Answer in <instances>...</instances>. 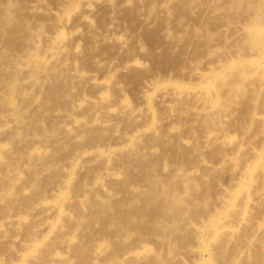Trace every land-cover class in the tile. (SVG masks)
<instances>
[{
	"label": "bare ground",
	"instance_id": "obj_1",
	"mask_svg": "<svg viewBox=\"0 0 264 264\" xmlns=\"http://www.w3.org/2000/svg\"><path fill=\"white\" fill-rule=\"evenodd\" d=\"M0 264H264V0H0Z\"/></svg>",
	"mask_w": 264,
	"mask_h": 264
},
{
	"label": "rangeland",
	"instance_id": "obj_2",
	"mask_svg": "<svg viewBox=\"0 0 264 264\" xmlns=\"http://www.w3.org/2000/svg\"><path fill=\"white\" fill-rule=\"evenodd\" d=\"M72 22H74V21L70 19V24H71ZM75 23H76V22H75ZM79 27L82 28V25H81V24H80L79 26L77 25V28H79ZM82 29H83V28H82ZM82 29H78V30H79V31H80V30L82 31ZM69 30H70V29L68 28V31H69ZM123 34H124V32L122 31V28H120V27H119V28H116L115 32H113V35H115L116 38L119 37L120 39L125 38ZM120 36L123 37V38H121ZM112 37H113V36H112ZM115 37H114V38H115ZM113 40H114V39H113ZM140 43L143 44L142 41H141ZM142 44H140L141 46H138V43H137V48H138V49H137L134 53H135V54H136V52H138V53H137L136 55L133 54L134 56H133V55H132V56H133V58L136 57V58H135L136 60H137V59L139 60V61H137V62L139 63V66H141V65L143 64L142 67L145 66V67H147V68H150L152 64L150 63V61H148L147 59H145V57H143V54H142V53H143L144 51H143V52H140V49H141V50H144V47H146V45L143 44V46H144V45H145V46H144L143 49H142ZM138 54H139V55H138ZM137 55H138V56H137ZM140 55H142V56H140ZM205 62H206V61H204V63H205ZM99 66H100V67H105V73L108 74V71H107V69H106V65H105L104 63H99ZM204 69H205L204 66H201V68H199V69L197 70V72H200L201 74H205V75L208 74V75H209L210 72H209L208 70L205 72ZM203 70H204V71H203ZM105 73H104V72H99V73H97V74H96V79H95V81H96L97 83H102L103 81H105V78H104V74H105ZM206 73H207V74H206ZM171 75H172V74H171ZM171 75H169V74H164V78H168V77H170ZM146 77H149V78H146ZM145 79H146V80H148V79L151 80V78H150V76H149V73L145 75L143 83L145 84V82H146V83L148 82V84H150L149 80L146 81ZM190 81L195 82L196 79H195V78H192ZM197 81H199V79H197ZM144 84H143V86H144ZM133 85L135 86V84H132V85H131V86H132L131 88H134ZM148 86H149V87L151 86V88L149 89V87H148V89H147V90H148V91H147V94H152V93H153V89H152V86H153V85H152V83H151V85H148ZM129 89H130V87H129ZM145 90H146V89H145ZM149 90H150V91H149ZM129 91L131 92V90H129ZM151 91H152V92H151ZM148 92H149V93H148ZM152 95H153V94H152ZM95 96H96V95L93 96V94H88L86 97H87L88 100H92V99L95 98ZM137 99H139L138 96H137V98L135 97V100H137ZM137 101H138V100H137ZM137 101H136V103H139V104H138L139 106L142 105V104H140V103H142V102H140V100H139L138 102H137ZM228 133H229V135L232 134L231 136H232L233 139H232V138H231V139H232V141H234V142H238V141H240V139H241L242 137H245L244 135L247 134L246 131H244V130H237V129L234 128L233 126L230 127ZM223 135H224V134H223ZM245 138H246V137H245ZM245 138H243V141H244ZM106 143H107V146H108V145H109V142H106ZM112 143H113V142H112ZM112 143H111V144H112ZM113 144H114V143H113ZM113 144H112V145H113ZM122 144H123V143H122ZM125 145H126V143L123 144V145H121V146L123 147V146H125ZM251 148H252L253 151H254V150L257 151V150H256V148H257L256 146L253 145V147H251ZM120 171H121V170H120ZM119 173H121V172H119ZM117 175H119V174H117ZM225 182H226V180L223 179V180H222V184H224V185L226 186ZM221 186H222V185H221ZM4 259H6V258L4 257Z\"/></svg>",
	"mask_w": 264,
	"mask_h": 264
}]
</instances>
